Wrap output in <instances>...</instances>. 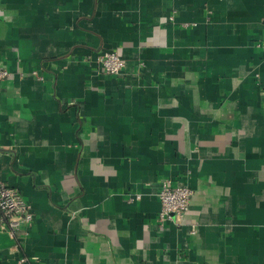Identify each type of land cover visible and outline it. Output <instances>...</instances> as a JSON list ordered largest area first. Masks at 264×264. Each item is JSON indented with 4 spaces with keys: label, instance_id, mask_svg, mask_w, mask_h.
<instances>
[{
    "label": "crops",
    "instance_id": "crops-1",
    "mask_svg": "<svg viewBox=\"0 0 264 264\" xmlns=\"http://www.w3.org/2000/svg\"><path fill=\"white\" fill-rule=\"evenodd\" d=\"M261 39L264 0H0V183L36 217L0 264H264Z\"/></svg>",
    "mask_w": 264,
    "mask_h": 264
},
{
    "label": "built area",
    "instance_id": "built-area-1",
    "mask_svg": "<svg viewBox=\"0 0 264 264\" xmlns=\"http://www.w3.org/2000/svg\"><path fill=\"white\" fill-rule=\"evenodd\" d=\"M256 45L264 49V39L258 41ZM96 62L98 71L105 75L120 76L125 69V61L116 51L100 53ZM9 77L10 73L6 69H0V81H5ZM193 195L194 192L190 188L181 184L176 185L171 179L163 180L157 193L161 204L158 215L159 226L169 222L182 225ZM140 197L136 195L130 201L140 199ZM35 218L32 205L24 198L20 190L0 183V232H6L14 240L12 247L14 251L20 249L21 238L28 237ZM18 264L43 263L36 256H22Z\"/></svg>",
    "mask_w": 264,
    "mask_h": 264
},
{
    "label": "rangeland",
    "instance_id": "rangeland-1",
    "mask_svg": "<svg viewBox=\"0 0 264 264\" xmlns=\"http://www.w3.org/2000/svg\"><path fill=\"white\" fill-rule=\"evenodd\" d=\"M36 73V72H35Z\"/></svg>",
    "mask_w": 264,
    "mask_h": 264
}]
</instances>
